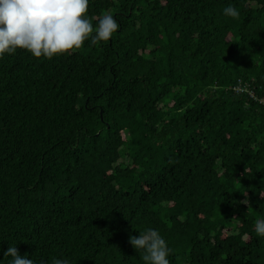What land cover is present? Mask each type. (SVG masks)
<instances>
[{"label": "trees", "instance_id": "1", "mask_svg": "<svg viewBox=\"0 0 264 264\" xmlns=\"http://www.w3.org/2000/svg\"><path fill=\"white\" fill-rule=\"evenodd\" d=\"M105 14L107 41L0 57V264H144L148 228L171 264H264V0H90Z\"/></svg>", "mask_w": 264, "mask_h": 264}, {"label": "clouds", "instance_id": "2", "mask_svg": "<svg viewBox=\"0 0 264 264\" xmlns=\"http://www.w3.org/2000/svg\"><path fill=\"white\" fill-rule=\"evenodd\" d=\"M90 0H0V57L24 49L34 57L48 59L79 49L91 37L107 41L119 29L120 24L112 14L98 19L97 26L87 17ZM224 14L232 18L239 11L229 5ZM93 32H95L94 35ZM255 231L264 236V220H257ZM129 243L142 250L144 264H171L172 249L155 228L139 231L130 236ZM12 259L9 264H35L27 254L21 255L16 245L9 246L4 253ZM52 264H70L68 259H54Z\"/></svg>", "mask_w": 264, "mask_h": 264}]
</instances>
